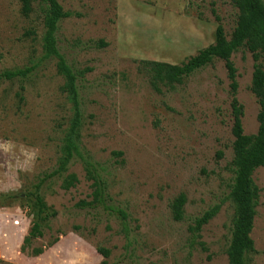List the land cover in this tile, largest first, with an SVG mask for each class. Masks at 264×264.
Masks as SVG:
<instances>
[{"label": "rangeland", "instance_id": "374dc122", "mask_svg": "<svg viewBox=\"0 0 264 264\" xmlns=\"http://www.w3.org/2000/svg\"><path fill=\"white\" fill-rule=\"evenodd\" d=\"M33 1V13L24 18L18 0H0V73L32 68L24 81L0 83V198H16L0 208V262L227 264L234 138L224 64L215 60L158 92L138 68L141 61L180 65L213 44L218 25L229 40L238 16L232 0H57L70 14L58 24L56 41L79 76V149L97 167L104 195L99 205L79 206L92 200V189L81 161L72 160L68 173L78 183L68 191L59 178L42 185L39 195L55 217L21 252L33 220L25 196L55 169L72 116L56 61L43 59V15ZM231 62L243 133L254 135L259 108L249 90L253 61L242 48ZM252 180L259 200L250 234L255 254L246 263L264 264V167ZM180 194L186 204L176 222L169 206ZM213 206L219 212L195 239L188 229ZM33 249L43 253L32 257Z\"/></svg>", "mask_w": 264, "mask_h": 264}, {"label": "trees", "instance_id": "16d2710c", "mask_svg": "<svg viewBox=\"0 0 264 264\" xmlns=\"http://www.w3.org/2000/svg\"><path fill=\"white\" fill-rule=\"evenodd\" d=\"M42 13V56L45 60L54 59L56 61L57 74L63 80L61 87L62 94L65 95L71 107L72 116L68 126L64 131L59 149V158L53 172L45 174L39 179L32 192L25 197L33 209V220L27 236L23 239L21 252L30 245L31 240L41 238V229L47 226V222L55 217V213L46 206L39 190L42 185L50 179H61L60 187L63 191H68L75 187L78 179L74 174L68 173V166L74 159H79L83 166L85 179L90 182L92 189L89 203L81 202L80 207H94L102 202L104 195V182L97 171V167L88 159H85L79 149L81 139L82 116L79 109V97L77 90V76L67 65L64 57L57 49L56 33L58 24L70 17L64 12L57 0H36ZM20 13L24 18H28L33 13V0H18ZM234 7L238 11L235 29L229 40L226 39L224 31L220 25L215 30L213 44L198 51L196 55L189 57L180 65L173 66L165 63L141 61L138 70L146 73L150 77V86L154 91H159V86L172 87L180 85L184 79L193 73L209 66L213 61L223 62L228 80L230 94V109L232 117L231 134L234 138L232 143L233 158L231 167L233 179L230 187L228 199L234 207V214L231 222V238L226 251L227 264H247L246 256L255 254L254 243L250 238L253 229V222L256 216V207L259 200V189L254 184L252 176L254 172L264 167V0H232ZM218 21V18H216ZM33 35V32H27ZM246 49L253 61V72L251 75L250 93L258 105L256 117L258 123L257 132L254 135H244L242 128L243 107L238 102L236 95L238 90L236 69L231 62V56L240 49ZM32 68L21 70H8L0 73V83H11L15 80L24 81ZM80 76L83 72L78 73ZM23 87H20L16 98L18 108L23 104ZM113 155H120V153ZM222 158V153L217 154ZM16 198L8 194L1 196L0 208L11 205ZM186 204V197L178 195L170 204L169 208L173 220L179 222L183 219V209ZM220 206H213L205 211L199 218L194 220V225L188 230L196 239L200 237L202 228L207 225L219 212ZM121 217L125 214L121 212ZM57 240L51 244L53 246ZM41 249H33L32 257L41 255ZM103 259L109 257V251L98 250ZM0 264H2L0 262Z\"/></svg>", "mask_w": 264, "mask_h": 264}]
</instances>
